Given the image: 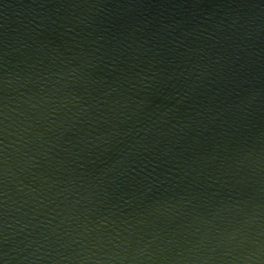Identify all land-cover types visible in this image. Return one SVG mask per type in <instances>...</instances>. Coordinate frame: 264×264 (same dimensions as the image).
I'll return each instance as SVG.
<instances>
[{
    "label": "water",
    "instance_id": "water-1",
    "mask_svg": "<svg viewBox=\"0 0 264 264\" xmlns=\"http://www.w3.org/2000/svg\"><path fill=\"white\" fill-rule=\"evenodd\" d=\"M0 264H264V0H0Z\"/></svg>",
    "mask_w": 264,
    "mask_h": 264
}]
</instances>
